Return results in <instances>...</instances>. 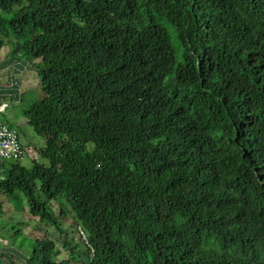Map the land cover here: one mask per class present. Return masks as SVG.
<instances>
[{"label": "trees", "instance_id": "16d2710c", "mask_svg": "<svg viewBox=\"0 0 264 264\" xmlns=\"http://www.w3.org/2000/svg\"><path fill=\"white\" fill-rule=\"evenodd\" d=\"M6 46L44 144L0 162L42 233L2 262L67 263L42 231L71 212L68 262L264 264V0H0Z\"/></svg>", "mask_w": 264, "mask_h": 264}, {"label": "rangeland", "instance_id": "374dc122", "mask_svg": "<svg viewBox=\"0 0 264 264\" xmlns=\"http://www.w3.org/2000/svg\"><path fill=\"white\" fill-rule=\"evenodd\" d=\"M9 51L10 49L6 46L4 48L3 54ZM42 98H43V93L40 89V86L38 85V87L37 86L34 87V90L32 91V97L30 98V102H33L35 100L39 101ZM16 129H17L18 135L21 137L24 144L28 145V143H31L34 146V148H37V151L43 146V142H44L43 138L38 136L30 126H23V127L17 126ZM29 159H30V154L27 151L25 158H23L19 163L26 169H30V167L32 166V163L30 162L35 159L33 158L32 160L31 159L29 160ZM36 160L40 161V158L37 157ZM10 162H16V161H10ZM11 201L16 207V211H15L16 213L15 215H13L12 212L6 213V210H3V212L1 211L0 213V235L5 237L4 239H6V241L8 242V245L12 243V246L15 247V250L20 251L19 252L21 254L20 257L24 256L25 258H27V256L30 255L31 250L27 246H25L27 245L26 243L27 239H25L26 235L35 234L36 236L38 235L42 236V233L38 231L34 232L33 229L31 228V227H35V224H37V219L26 218L27 215L23 213L26 211V209L23 210V212L22 210H20V208L22 207H27V205L25 204L26 201L25 200H22L21 202L18 200H15V201L11 200ZM51 207L56 213H58L56 204L52 203ZM60 221H61V224H60L61 230L63 231L62 233L59 232L57 229H55V227H51L49 225H47L46 229H43L42 232L47 234L49 239L54 240L56 242V246L58 250L60 251V254H59L60 261L66 260L67 263L65 262V264H83V254H82V252L84 251V248L82 247L83 245L76 249V254L78 255V257L68 262L70 250L75 245H77V243L79 244L83 242L84 244L87 245V241H86V238L83 232L81 231L80 228L76 227V224L74 223V220H73V214L71 212L67 214L64 218H61ZM21 222H26L30 226L28 225V227H26V225L19 224ZM62 241H66V246H62ZM2 247L3 245L0 242V252H1ZM15 260L18 261L19 258H14V261ZM12 261H13L12 259L6 260L4 258V261L2 262L1 256H0V264H12L11 263Z\"/></svg>", "mask_w": 264, "mask_h": 264}, {"label": "crops", "instance_id": "0c3cea01", "mask_svg": "<svg viewBox=\"0 0 264 264\" xmlns=\"http://www.w3.org/2000/svg\"><path fill=\"white\" fill-rule=\"evenodd\" d=\"M8 59V57L4 56V54L0 52V105H5L4 110L0 112V122L16 129L17 126H29L22 113L23 110L27 108L26 106L29 107V105L36 101L30 102V98L32 97V91L34 90V87H38L39 85V79L34 71H31L28 67H24L23 65L19 64L22 63V61H19L18 58H13V60H11L13 62L7 66L6 64L9 62ZM15 62L18 63L15 64ZM7 72L10 75L8 76V81L5 80L7 76L5 74H7ZM19 140L24 148L26 147L28 150L30 149L32 151V155L30 156L31 160L33 157L35 160L37 157L39 158L37 148H34L31 143H28V145L24 144L20 136ZM30 163H32V161ZM8 170V164L0 165V180L4 179ZM0 201V213L1 211L3 212V210H6V213L12 212V214L15 215V205L12 203V201L8 200V198L3 195L2 192H0ZM25 209L26 211L23 212ZM20 210H22V212L27 215L26 218L30 219L27 213V207H22ZM4 238V236L0 235V242L3 245L1 248V253L12 248L10 246L11 244L8 245V242ZM14 258H16L15 255L12 256V259Z\"/></svg>", "mask_w": 264, "mask_h": 264}, {"label": "built area", "instance_id": "2783aa9c", "mask_svg": "<svg viewBox=\"0 0 264 264\" xmlns=\"http://www.w3.org/2000/svg\"><path fill=\"white\" fill-rule=\"evenodd\" d=\"M4 106H0V112L3 111ZM26 150L31 156L32 151L24 148L20 143L17 130L0 122V162L17 161L26 156Z\"/></svg>", "mask_w": 264, "mask_h": 264}, {"label": "clouds", "instance_id": "9594fccd", "mask_svg": "<svg viewBox=\"0 0 264 264\" xmlns=\"http://www.w3.org/2000/svg\"><path fill=\"white\" fill-rule=\"evenodd\" d=\"M26 148V147H25ZM34 159V158H33Z\"/></svg>", "mask_w": 264, "mask_h": 264}]
</instances>
